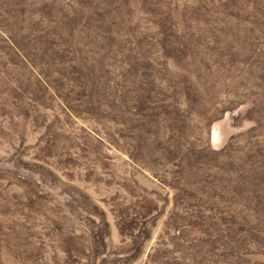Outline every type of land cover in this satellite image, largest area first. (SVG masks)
Segmentation results:
<instances>
[{"label":"rangeland","instance_id":"1","mask_svg":"<svg viewBox=\"0 0 264 264\" xmlns=\"http://www.w3.org/2000/svg\"><path fill=\"white\" fill-rule=\"evenodd\" d=\"M62 1L0 0V264H264L218 195L264 182V0ZM167 28L166 67L109 50Z\"/></svg>","mask_w":264,"mask_h":264},{"label":"trees","instance_id":"2","mask_svg":"<svg viewBox=\"0 0 264 264\" xmlns=\"http://www.w3.org/2000/svg\"><path fill=\"white\" fill-rule=\"evenodd\" d=\"M91 1L94 2L95 4L98 2V0H91ZM99 1L101 4H104V3L109 4L110 8L116 11L117 14L118 13L119 15L121 13L125 14L126 15L125 19L130 18L129 22L131 23L133 22L132 20L133 13L135 15V13H137V10H139V12L142 13L143 15L139 14L140 17L136 18L137 20L141 19V16H144L145 19L148 20L150 24L154 23L152 26L149 25L147 30L149 29L152 30L154 26H158L160 23L158 19L162 18L163 16V14L160 11L155 10L154 6H152V8L150 9L147 8L146 6H142L143 5L142 2H146L147 4L158 3L159 2L158 0H99ZM153 1H158V2H153ZM62 2L63 1L60 0V2L58 3L61 4ZM21 7H22V10H26V11L29 10V8L24 3L22 4ZM59 8L60 7H58V9ZM49 15L50 17H52V14L50 11H49ZM144 20L142 18V21ZM154 20L156 21L154 22ZM49 23H53V22L50 20ZM172 25L175 26V24H172ZM53 28H54V23H53ZM52 29H50L49 31H52ZM168 29L169 28H167L165 32L160 31L159 33H147L148 38H145L144 40H141L138 38L126 39V46H124L122 49L117 50L115 46L111 45L109 46V50L117 51L116 54H119L123 57L126 56L128 58L127 59L128 67L126 68H132L136 64L142 65L144 61H146L147 59L152 60L154 56L153 55L149 56L151 52L155 53L156 55H160L157 58L163 59L162 62L164 63L166 67V62L170 60H176L180 54V52H178L179 49H177L173 43L174 41L171 40V36H170V33H168ZM170 30H173V29L170 28ZM142 35L143 34H141V36ZM115 38L111 37L110 42L114 44L119 43L118 40H116ZM181 54H185V53H181ZM178 61H179V58H178ZM147 74L151 76L149 71H147ZM84 83L88 85V83L92 84L93 82L87 79V82H84ZM86 84L83 85L85 90L88 88ZM70 86L74 87L72 85ZM229 164L232 166V168L236 166L235 168H233L234 170H236V172L230 168L233 173L227 176L229 183L227 185L222 183V193L218 194L219 197L222 198L223 201H225V204H224V210L226 211L225 213H228V215H231V216L232 215L235 216V214L238 213L237 211L241 210V208H244V209L250 208L253 211L254 209H257L258 207H261L258 210L263 209L261 211H264V182L261 183L260 179L259 181H256V179H254V182H249L250 180L246 177V174L244 173V171H242L239 168V166H237L238 163L234 162L233 164L232 163H229ZM222 177H224V175ZM247 184L251 185V189H246ZM235 201L237 203H235ZM256 217H257V214H256ZM245 222H248V221L245 220ZM236 224L240 225L237 221V218L235 219L232 218V221L229 220V222H226V225H225L226 230L230 233V231L232 230V226ZM246 231L247 230L244 229V227L242 226L240 229L241 233H239L241 235L239 236L242 237L243 241H245L244 237L246 238L248 234H251Z\"/></svg>","mask_w":264,"mask_h":264}]
</instances>
